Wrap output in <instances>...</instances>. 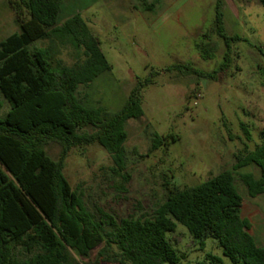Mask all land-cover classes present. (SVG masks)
<instances>
[{
    "label": "trees",
    "instance_id": "obj_1",
    "mask_svg": "<svg viewBox=\"0 0 264 264\" xmlns=\"http://www.w3.org/2000/svg\"><path fill=\"white\" fill-rule=\"evenodd\" d=\"M7 1L20 32L0 43V94L11 105L0 118V264H81L74 255L88 259L99 247V257L108 262L181 264L183 258L169 238L179 224L196 240L214 239L232 264H264V247L240 215L243 197L235 184L237 171L256 166L259 178L245 173L241 179L252 198L264 194V140L238 157L233 170L194 187L169 190L150 218L118 221L103 210L98 216L88 210L64 174L70 152L101 145L112 156L114 173L128 182L127 123L145 115L143 92L155 84L159 72L139 80L118 112L88 106L79 99V88L110 72L111 65L82 15L60 26L65 0ZM141 1L145 6L146 0ZM260 2L264 7V0ZM224 8L225 0H217L215 33L227 49L222 65L212 73L190 66L166 72L218 80L228 71L233 45L242 39L228 35ZM38 41L50 45L31 48ZM57 44L71 46L84 61L74 66L57 61L54 66ZM196 48L206 60L218 50L211 41ZM3 106L0 100V111ZM53 143L62 147L58 161L47 153ZM164 145L165 138L156 135L154 147ZM208 257L212 264H225L219 257Z\"/></svg>",
    "mask_w": 264,
    "mask_h": 264
},
{
    "label": "rangeland",
    "instance_id": "obj_2",
    "mask_svg": "<svg viewBox=\"0 0 264 264\" xmlns=\"http://www.w3.org/2000/svg\"><path fill=\"white\" fill-rule=\"evenodd\" d=\"M216 4L217 0H146L145 6L141 0L64 3L58 25L81 13L111 65L110 72L79 88L78 97L84 104L118 112L139 80L159 72L155 84L143 92L145 115L127 123L128 182L114 173L112 156L97 143L73 149L66 160L64 174L72 190L95 215L103 210L118 221L150 218L167 200L169 190L194 187L233 170L238 157L263 142L264 7L260 0H225L226 31L242 41L234 43L232 63L218 80L165 71L190 66L212 73L222 65L227 49L215 33ZM150 6L152 10H148ZM1 26L5 32L0 39L20 29L10 9ZM208 41L218 47L210 60L196 48ZM49 45L38 41L31 48ZM55 49L54 66L57 61L67 66L84 61L69 45L57 44ZM0 100L4 105L0 118H4L11 105L1 94ZM156 135L165 138V145L157 149ZM61 152L59 144L47 147L55 161ZM245 173L256 178L261 173L256 166L241 169L235 174V184L243 197L240 215L249 221L250 233L264 247V194L249 195L241 179ZM169 238L183 258L181 264H212L208 255L232 264L214 239L196 240L181 224ZM100 250H94L88 259L74 257L81 264H119L101 259ZM114 252L116 249L111 254Z\"/></svg>",
    "mask_w": 264,
    "mask_h": 264
},
{
    "label": "crops",
    "instance_id": "obj_3",
    "mask_svg": "<svg viewBox=\"0 0 264 264\" xmlns=\"http://www.w3.org/2000/svg\"><path fill=\"white\" fill-rule=\"evenodd\" d=\"M65 5H66V0H65ZM11 10L13 12V14L15 15L13 9L11 8L10 4L8 3L7 0H0V37H1V34H3L5 32V29L1 26V23L4 22V19H5V12L7 10ZM78 12V11H77ZM80 13V11H79ZM81 14V13H80ZM15 18H16V21H17V17L15 15ZM86 21V20H85ZM18 22V21H17ZM19 23V22H18ZM19 27H20V24H19ZM20 32V29L19 31L15 32V33H18ZM13 33V34H15ZM11 34V35H13ZM11 35H9L8 37H10ZM8 37H5L4 39H0V43L3 42L4 40H6Z\"/></svg>",
    "mask_w": 264,
    "mask_h": 264
}]
</instances>
